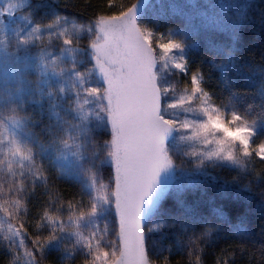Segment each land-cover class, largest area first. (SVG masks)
Instances as JSON below:
<instances>
[{"label":"snow or ice","instance_id":"1","mask_svg":"<svg viewBox=\"0 0 264 264\" xmlns=\"http://www.w3.org/2000/svg\"><path fill=\"white\" fill-rule=\"evenodd\" d=\"M149 7L0 0V264H264V0Z\"/></svg>","mask_w":264,"mask_h":264},{"label":"trees","instance_id":"2","mask_svg":"<svg viewBox=\"0 0 264 264\" xmlns=\"http://www.w3.org/2000/svg\"><path fill=\"white\" fill-rule=\"evenodd\" d=\"M190 2H191V0H151L149 3L150 7L147 11L146 19H147V21L151 22L155 19L156 15H157V12L151 8V5H157V9H158V6L161 3L168 5V4H187ZM197 2L205 3L206 0H197ZM257 3H258V0H257ZM177 22H178L177 18L172 16L171 13H168V14L159 16V25L158 26L161 29H163V28H166L169 26H173ZM210 259H211V257H209V260Z\"/></svg>","mask_w":264,"mask_h":264},{"label":"water","instance_id":"3","mask_svg":"<svg viewBox=\"0 0 264 264\" xmlns=\"http://www.w3.org/2000/svg\"><path fill=\"white\" fill-rule=\"evenodd\" d=\"M151 0H149V3H150Z\"/></svg>","mask_w":264,"mask_h":264}]
</instances>
